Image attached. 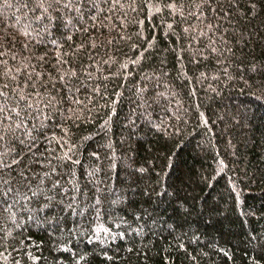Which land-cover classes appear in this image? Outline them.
<instances>
[{
	"label": "trees",
	"instance_id": "trees-1",
	"mask_svg": "<svg viewBox=\"0 0 264 264\" xmlns=\"http://www.w3.org/2000/svg\"><path fill=\"white\" fill-rule=\"evenodd\" d=\"M0 264H264V0H0Z\"/></svg>",
	"mask_w": 264,
	"mask_h": 264
}]
</instances>
